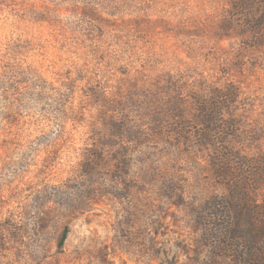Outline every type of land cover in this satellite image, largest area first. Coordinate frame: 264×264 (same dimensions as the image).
Wrapping results in <instances>:
<instances>
[{
	"label": "rangeland",
	"instance_id": "1",
	"mask_svg": "<svg viewBox=\"0 0 264 264\" xmlns=\"http://www.w3.org/2000/svg\"><path fill=\"white\" fill-rule=\"evenodd\" d=\"M230 7L0 0V264H232L200 214L214 158L264 163V50Z\"/></svg>",
	"mask_w": 264,
	"mask_h": 264
},
{
	"label": "trees",
	"instance_id": "2",
	"mask_svg": "<svg viewBox=\"0 0 264 264\" xmlns=\"http://www.w3.org/2000/svg\"><path fill=\"white\" fill-rule=\"evenodd\" d=\"M229 2L232 23L252 41L250 46L254 50H264V0ZM223 109L228 110L223 107L219 111L217 108L215 115H220ZM199 111L198 122L205 128L203 140L209 141L205 143L207 146H213L214 142L209 138L218 134L219 128L212 127L216 119H209L207 109ZM231 127L228 124L227 128ZM245 159L240 152L234 151L212 160L216 175L225 181L228 193L219 200L206 203L204 212L200 214V224L207 232L208 245L215 256L228 258L232 264H264V200L259 202V186L264 182V171H260L261 176L258 171L264 163L261 165L259 160Z\"/></svg>",
	"mask_w": 264,
	"mask_h": 264
}]
</instances>
